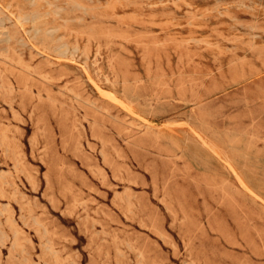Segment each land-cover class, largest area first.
I'll use <instances>...</instances> for the list:
<instances>
[{
  "label": "rangeland",
  "instance_id": "obj_1",
  "mask_svg": "<svg viewBox=\"0 0 264 264\" xmlns=\"http://www.w3.org/2000/svg\"><path fill=\"white\" fill-rule=\"evenodd\" d=\"M0 264H264V0H0Z\"/></svg>",
  "mask_w": 264,
  "mask_h": 264
}]
</instances>
